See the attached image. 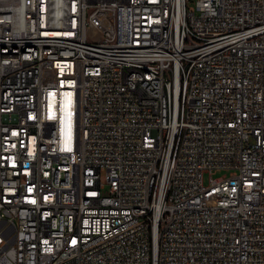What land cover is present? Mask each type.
Instances as JSON below:
<instances>
[{
  "label": "built area",
  "instance_id": "built-area-1",
  "mask_svg": "<svg viewBox=\"0 0 264 264\" xmlns=\"http://www.w3.org/2000/svg\"><path fill=\"white\" fill-rule=\"evenodd\" d=\"M188 2L0 0V264H264V0Z\"/></svg>",
  "mask_w": 264,
  "mask_h": 264
},
{
  "label": "rangeland",
  "instance_id": "rangeland-1",
  "mask_svg": "<svg viewBox=\"0 0 264 264\" xmlns=\"http://www.w3.org/2000/svg\"><path fill=\"white\" fill-rule=\"evenodd\" d=\"M196 2L197 0H189L188 2V5L189 7H195L196 6ZM233 171L231 170H219L217 171L215 174H214V178L215 179H222V178H228L231 176V173ZM203 182H204V185L205 186H209V174H205L204 177H203ZM105 195L108 194V189H106L104 192H103Z\"/></svg>",
  "mask_w": 264,
  "mask_h": 264
}]
</instances>
